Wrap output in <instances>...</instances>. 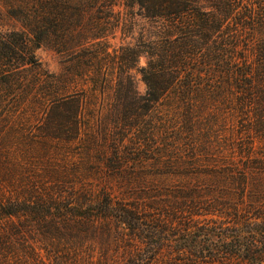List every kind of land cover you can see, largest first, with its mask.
I'll use <instances>...</instances> for the list:
<instances>
[{
  "label": "trees",
  "instance_id": "1",
  "mask_svg": "<svg viewBox=\"0 0 264 264\" xmlns=\"http://www.w3.org/2000/svg\"><path fill=\"white\" fill-rule=\"evenodd\" d=\"M122 1L136 9L133 22L148 19L152 30L108 51V38L122 23L117 0H0L22 26L0 29V118H38L43 142L71 143L86 128L85 108L95 91L106 99L112 89L100 132L113 138L115 161L107 183L93 191L63 153L43 166L27 199L5 196L0 183V214L33 212L56 227L79 216L88 228L109 230L103 221L114 219L150 244L132 264L152 257L168 264L160 246L164 223L185 235L197 227V262L184 264H264V0ZM47 41L66 54L75 47L89 51L86 70H12L16 60L40 67L34 50ZM141 55L146 60L139 66ZM134 73L145 84L143 94ZM214 138L215 148L229 149L223 159L211 151ZM220 160L222 171L197 172ZM112 178L131 181L121 186ZM220 180L230 197L209 189ZM87 200L93 206L76 203Z\"/></svg>",
  "mask_w": 264,
  "mask_h": 264
},
{
  "label": "rangeland",
  "instance_id": "2",
  "mask_svg": "<svg viewBox=\"0 0 264 264\" xmlns=\"http://www.w3.org/2000/svg\"><path fill=\"white\" fill-rule=\"evenodd\" d=\"M122 2L117 0V5L114 7L121 13L122 23L114 35L108 38V51L120 45L133 43L135 38L152 30L153 23L148 19L135 16L133 22L130 18L136 9L124 7ZM0 7V29L21 30L20 21L9 17L5 8ZM18 43L21 44L20 40ZM75 48L73 53L66 54L58 51L51 42H44L34 50L35 57L41 64L40 67H24L20 60L18 62L16 60L11 62L12 70H48L55 74H59L62 70H86L89 51L81 47ZM97 56L100 59L103 54L98 53ZM145 60L144 55H141L138 65H144ZM1 70H8V67L3 66ZM133 79L136 90L143 94L145 84L140 75L134 73ZM79 80L81 83V79ZM86 83L93 89L90 82ZM95 94V97L86 104V128L71 143L58 142L54 138L48 143L43 142L45 125L38 118L27 115L9 119L0 118V183L5 186L3 189L5 196L14 194L18 198L27 199V194L34 185H40L43 166L50 167L56 164L64 157L63 153L68 155L67 165L70 170L73 168L85 172L84 182L91 187V190L98 191L107 183L105 173L115 164L111 150L113 138L105 137L100 132V125L104 123L102 115L110 107L112 89L105 92V96L108 95L106 99L102 98L98 89ZM20 109L25 110L23 107ZM223 142V138L217 140V143ZM215 144L216 138L212 140L214 147L211 151L215 150V155L223 159L229 153V149H217ZM260 146L264 151L262 144ZM217 150L220 152L217 153ZM205 157L201 154V161H204ZM207 159L208 157L205 162L208 161ZM222 161L197 167V172L198 170L220 172L224 169ZM145 171L151 172L150 168H145ZM150 178L151 175L146 177L147 180ZM175 180L174 176L169 175V183ZM109 181L122 186L131 179L112 178ZM223 185L224 181L220 180L209 186L211 187L209 189H213L216 196L230 197L226 193L228 187ZM15 190L18 192L14 193ZM76 203H82L85 207L89 204L93 206V202L88 200L76 201ZM69 217L73 218L71 226L56 227L49 222L50 217L43 222L33 212L29 214L18 212L7 216L0 214V264H132L133 255L138 254L139 249L150 246L143 235L138 238V235H135L136 231L133 233L126 225L114 219L103 221L106 225H111L109 230L104 226L96 229L88 228L79 216L69 215ZM194 220L197 221V218L195 217ZM75 221L77 224H73ZM160 228L163 236L160 246L168 264H184L188 262L187 259H189L188 263L191 260L197 262V251L202 246L199 242L200 236L197 235V227L190 235H185V231L180 227H173V224L169 226L164 223ZM215 242H217L216 238L211 245L214 246ZM226 242L227 240H223L220 245L224 246ZM153 261V257L148 260L149 264H155Z\"/></svg>",
  "mask_w": 264,
  "mask_h": 264
}]
</instances>
